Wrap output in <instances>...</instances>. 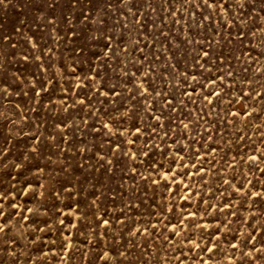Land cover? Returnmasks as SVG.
Returning <instances> with one entry per match:
<instances>
[{
    "label": "rangeland",
    "instance_id": "rangeland-1",
    "mask_svg": "<svg viewBox=\"0 0 264 264\" xmlns=\"http://www.w3.org/2000/svg\"><path fill=\"white\" fill-rule=\"evenodd\" d=\"M0 264H264V0L0 3Z\"/></svg>",
    "mask_w": 264,
    "mask_h": 264
},
{
    "label": "snow or ice",
    "instance_id": "snow-or-ice-1",
    "mask_svg": "<svg viewBox=\"0 0 264 264\" xmlns=\"http://www.w3.org/2000/svg\"><path fill=\"white\" fill-rule=\"evenodd\" d=\"M4 2V0H0V3H3ZM0 207H2V205H0Z\"/></svg>",
    "mask_w": 264,
    "mask_h": 264
}]
</instances>
